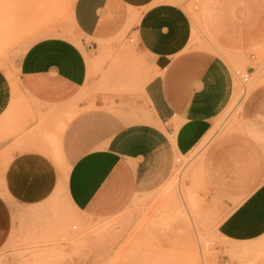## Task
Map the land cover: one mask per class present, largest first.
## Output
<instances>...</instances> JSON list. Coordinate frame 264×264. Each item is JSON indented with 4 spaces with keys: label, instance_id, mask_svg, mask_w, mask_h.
Masks as SVG:
<instances>
[{
    "label": "crops",
    "instance_id": "0c3cea01",
    "mask_svg": "<svg viewBox=\"0 0 264 264\" xmlns=\"http://www.w3.org/2000/svg\"><path fill=\"white\" fill-rule=\"evenodd\" d=\"M177 2L75 0L71 18L81 42H37L18 63L16 79L0 72V131L7 133L0 143V250L20 230L29 233L32 209L59 184L77 214L109 219L138 192L162 185L174 158L189 156L208 137L234 94L224 56L255 60L264 50V0H218L231 6L204 18L218 55L191 49L192 23ZM124 35L136 36L153 75L136 92L95 93L101 82L90 74L100 68L95 53ZM68 110L73 115L56 147L66 170L62 182L42 141V117ZM239 120L242 139L211 148L204 173L212 191L232 205L218 226L220 238L246 248L264 239V84L243 100Z\"/></svg>",
    "mask_w": 264,
    "mask_h": 264
},
{
    "label": "rangeland",
    "instance_id": "374dc122",
    "mask_svg": "<svg viewBox=\"0 0 264 264\" xmlns=\"http://www.w3.org/2000/svg\"><path fill=\"white\" fill-rule=\"evenodd\" d=\"M74 1L0 0L2 75L16 79L18 63L37 42L80 41L71 18ZM176 4L192 23L191 49L218 55L204 29V18L215 17L216 10L222 12L223 7L226 12L231 5L218 0H178ZM254 57L255 60L248 55L224 56L234 77L232 100L202 144L189 156L174 158L170 175L162 185L138 192L131 204L114 217L92 220L72 209L61 183L41 207L32 209L29 233L25 235L20 230L14 242L0 250V264H23L25 257L32 261L30 264H264V239L250 247L234 248L220 238L218 226L232 205L212 191L204 173V161L211 148L224 140L242 139V102L255 87L264 84V50L254 53ZM94 63H99L100 68L94 66L90 74L101 77L95 93L136 92L153 75L135 35L110 41L107 50L95 53ZM101 65H107L105 71ZM248 67L254 69V74ZM69 112L61 117H42V141L63 173L62 182L66 170L59 162L63 160L57 156L56 147L64 122L73 115V111ZM6 135L5 130L0 131V143ZM182 195L199 205L191 219H183L175 212ZM40 222L42 228L38 227Z\"/></svg>",
    "mask_w": 264,
    "mask_h": 264
},
{
    "label": "bare ground",
    "instance_id": "6f19581e",
    "mask_svg": "<svg viewBox=\"0 0 264 264\" xmlns=\"http://www.w3.org/2000/svg\"><path fill=\"white\" fill-rule=\"evenodd\" d=\"M180 200H181V202H177V205H176V208H175L176 214H178L179 216H181L183 219H191L192 215L195 214V210L197 208L195 206H199L198 203H197V201L195 199H192V200H195V201H192V200H188L187 201L185 199V197H183V195L181 196V199ZM195 202H196L197 205H195ZM197 211H198V209H197ZM196 214H197V212H196ZM197 216H199V215L197 214ZM190 222H191V220H190ZM192 225H193V222H192L191 226ZM193 264H198V263L197 262H194Z\"/></svg>",
    "mask_w": 264,
    "mask_h": 264
},
{
    "label": "built area",
    "instance_id": "2783aa9c",
    "mask_svg": "<svg viewBox=\"0 0 264 264\" xmlns=\"http://www.w3.org/2000/svg\"><path fill=\"white\" fill-rule=\"evenodd\" d=\"M131 42H133V40H131ZM248 77H249V75H247L246 77H244V81H245V82L248 81Z\"/></svg>",
    "mask_w": 264,
    "mask_h": 264
}]
</instances>
